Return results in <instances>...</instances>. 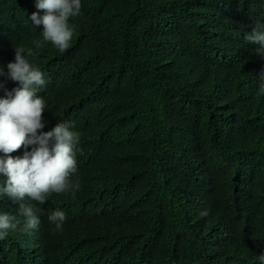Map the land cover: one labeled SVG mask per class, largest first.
Wrapping results in <instances>:
<instances>
[{
  "label": "trees",
  "instance_id": "trees-1",
  "mask_svg": "<svg viewBox=\"0 0 264 264\" xmlns=\"http://www.w3.org/2000/svg\"><path fill=\"white\" fill-rule=\"evenodd\" d=\"M33 13L36 0H0V98L18 87L14 48H31L40 132L68 122L80 134V188L26 199L41 210L27 232L0 195L19 221L0 264H264V56L244 39L264 0H81L63 52L34 47Z\"/></svg>",
  "mask_w": 264,
  "mask_h": 264
},
{
  "label": "clouds",
  "instance_id": "clouds-1",
  "mask_svg": "<svg viewBox=\"0 0 264 264\" xmlns=\"http://www.w3.org/2000/svg\"><path fill=\"white\" fill-rule=\"evenodd\" d=\"M36 8L44 15L33 13L30 17L34 25H43L42 40L35 39L34 47L40 49L51 42L59 51H65L75 31L69 20L80 15L81 0H36ZM244 39L249 44L259 45L256 52L264 56V23L258 22ZM14 52V62L7 65V76L18 87L6 91L5 97L0 98V152L7 157L0 159V175L6 178L0 185V195L18 204L23 229L27 232L38 228L40 219L36 213L41 210L25 203L26 199L43 205L53 193L79 190L78 178L74 181L72 177L77 172L80 134L71 131L68 122H59L51 131L40 132L45 126V101L37 93L45 85L44 74L30 63L29 58H34L31 48L18 46ZM3 74L0 69V75ZM260 78L259 91L264 93V74ZM22 147L25 149L22 158H13L11 153ZM207 214V211L201 213ZM65 219L60 210L49 217L58 230ZM18 223L16 217L0 214V239L7 236L8 230L16 229ZM261 259L264 260V256Z\"/></svg>",
  "mask_w": 264,
  "mask_h": 264
}]
</instances>
